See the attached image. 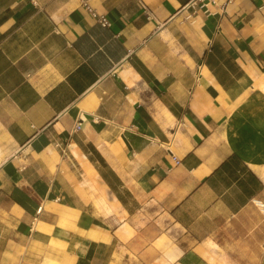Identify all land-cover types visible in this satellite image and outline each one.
I'll list each match as a JSON object with an SVG mask.
<instances>
[{"label": "crops", "instance_id": "0c3cea01", "mask_svg": "<svg viewBox=\"0 0 264 264\" xmlns=\"http://www.w3.org/2000/svg\"><path fill=\"white\" fill-rule=\"evenodd\" d=\"M188 2L0 0V264H264V0Z\"/></svg>", "mask_w": 264, "mask_h": 264}, {"label": "built area", "instance_id": "2783aa9c", "mask_svg": "<svg viewBox=\"0 0 264 264\" xmlns=\"http://www.w3.org/2000/svg\"><path fill=\"white\" fill-rule=\"evenodd\" d=\"M212 3V4H215L216 3V0H189L188 4H186V7L188 8H194V10L196 8H202V7H205V12L206 13H209V9H208V5ZM84 6L86 7V9L91 12L94 16L97 17V19L104 25H107L109 24V21L107 20V18L104 16V15H99L95 12V10L87 3V1L84 2ZM261 202V201H259ZM258 202V204H259ZM260 206L263 207V211H264V203L261 202V204H259ZM41 208L42 206H40L38 208V212L41 211Z\"/></svg>", "mask_w": 264, "mask_h": 264}, {"label": "rangeland", "instance_id": "374dc122", "mask_svg": "<svg viewBox=\"0 0 264 264\" xmlns=\"http://www.w3.org/2000/svg\"><path fill=\"white\" fill-rule=\"evenodd\" d=\"M260 206V205H259ZM259 208H261V210L263 209V207L262 206H260ZM243 232V230H236L235 232ZM222 234V232H220V233H217V235L218 236H220ZM231 235L233 236L234 235V232L233 231H231ZM185 242H187V241H183V244H182V251H184V249L186 248V246H187V243H185ZM202 247L204 248V249H202ZM213 248V249H212ZM215 248H217V249H219V247L217 246V245H215L211 240H210V243L209 244H206V245H200L198 248H197V251H199L203 256H207L208 258H209V256H212L213 257V259H214V252H216V249ZM212 249V252H210V253H207V255L205 254V252L208 250H211ZM220 250V249H219ZM210 259V258H209ZM212 259V260H213ZM211 260V259H210ZM153 264H169V262L168 261H166L165 263H163V262H158V261H153ZM217 264H220V263H217Z\"/></svg>", "mask_w": 264, "mask_h": 264}, {"label": "bare ground", "instance_id": "6f19581e", "mask_svg": "<svg viewBox=\"0 0 264 264\" xmlns=\"http://www.w3.org/2000/svg\"><path fill=\"white\" fill-rule=\"evenodd\" d=\"M264 88V87H263ZM255 115V114H254ZM262 119V118H261ZM256 121H254V123H255ZM264 124V123H263ZM261 128V127H260ZM264 128V127H263ZM264 131V130H263ZM247 148V147H246ZM251 149V148H250ZM245 150V149H244ZM253 152V151H252ZM243 154V153H242ZM241 155V154H240ZM247 157V156H246ZM264 157V156H263ZM261 159V158H260ZM261 166V165H260ZM262 166H264V164L262 165ZM253 167L256 169V170H258V171H260V173L264 176V167H258V166H255L254 164H253ZM259 202V201H258ZM259 204H261V202H259ZM209 258L212 260L213 259V257L212 256H209Z\"/></svg>", "mask_w": 264, "mask_h": 264}]
</instances>
